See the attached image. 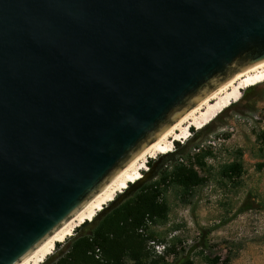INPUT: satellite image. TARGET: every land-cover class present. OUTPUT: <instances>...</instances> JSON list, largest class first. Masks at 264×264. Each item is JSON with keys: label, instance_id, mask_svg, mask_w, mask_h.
I'll use <instances>...</instances> for the list:
<instances>
[{"label": "water", "instance_id": "water-1", "mask_svg": "<svg viewBox=\"0 0 264 264\" xmlns=\"http://www.w3.org/2000/svg\"><path fill=\"white\" fill-rule=\"evenodd\" d=\"M264 61V0H0V264Z\"/></svg>", "mask_w": 264, "mask_h": 264}, {"label": "rangeland", "instance_id": "rangeland-1", "mask_svg": "<svg viewBox=\"0 0 264 264\" xmlns=\"http://www.w3.org/2000/svg\"><path fill=\"white\" fill-rule=\"evenodd\" d=\"M191 129L190 138L176 141L171 153L149 158L144 178L130 183L93 221H87L72 236L58 242L43 264H57L79 237L91 233L107 213L144 184L159 179L166 169L182 162L184 156L200 153L206 154L202 158L204 164L194 163L193 167L205 179L204 183L182 195L172 187L167 195L171 204L167 224L154 228L155 240L145 233L144 240L137 245L148 254L161 255L164 245L159 240L176 236L175 250L180 255L189 253L194 264H205L202 241L213 253L223 257L230 254L229 264H264V82L244 89L239 101L204 128ZM195 160L193 157L192 162ZM230 162L240 164L241 172L231 179L222 178L221 166ZM184 163L190 165L186 159ZM243 208L246 209L242 211ZM97 253L103 255L99 250ZM173 258L174 254L168 257Z\"/></svg>", "mask_w": 264, "mask_h": 264}, {"label": "trees", "instance_id": "trees-1", "mask_svg": "<svg viewBox=\"0 0 264 264\" xmlns=\"http://www.w3.org/2000/svg\"><path fill=\"white\" fill-rule=\"evenodd\" d=\"M205 156L203 153L193 156L196 159L194 162L193 157L184 156L182 162L171 170L166 169L159 179L144 184L129 199L107 213L91 233L79 237L68 249L65 258L57 264H194L189 253L180 255L175 250L176 236L159 240L164 245L161 255L148 254L146 249L137 244L144 240L145 233L150 235L148 238L155 240L154 228L167 224L171 212L167 195L172 187L177 188L178 194L182 195L195 185L204 183L205 179L199 176L193 166L203 165L202 158ZM185 159L190 161V165L184 163ZM240 172L241 165L237 162L225 163L220 169L221 177L228 179L239 176ZM208 249L207 242L202 241L201 254L205 264H229L232 259L230 254L223 257ZM97 250L103 255H99ZM172 254L174 258L169 260Z\"/></svg>", "mask_w": 264, "mask_h": 264}, {"label": "bare ground", "instance_id": "bare-ground-1", "mask_svg": "<svg viewBox=\"0 0 264 264\" xmlns=\"http://www.w3.org/2000/svg\"><path fill=\"white\" fill-rule=\"evenodd\" d=\"M264 82V61L238 73L233 79L213 92L200 104L189 111L165 134L146 148L133 162L120 171L101 191L92 197L78 212L72 215L54 233L40 243L18 264H43L53 254L58 242L72 236L76 228L87 221H93L105 206L116 199L119 193L129 188L130 183L144 178L149 158L173 151L176 141L189 139L191 128L202 129L211 123L224 110L239 101L242 91Z\"/></svg>", "mask_w": 264, "mask_h": 264}]
</instances>
